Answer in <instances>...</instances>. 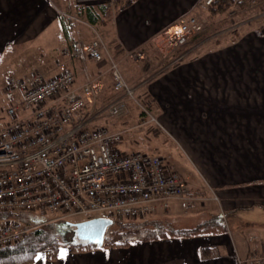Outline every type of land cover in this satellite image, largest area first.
Here are the masks:
<instances>
[{
	"label": "crops",
	"instance_id": "1",
	"mask_svg": "<svg viewBox=\"0 0 264 264\" xmlns=\"http://www.w3.org/2000/svg\"><path fill=\"white\" fill-rule=\"evenodd\" d=\"M203 2L135 0L101 24L104 38L92 25L76 17L75 7L80 5L78 0H0V110L5 102L4 90L8 76L28 80L34 73H40L51 78L56 73V64L63 63L74 74L76 88L89 80L98 79L100 82L99 94L87 102L83 109L86 126L106 127L125 134L126 129H119L108 122L120 118L106 115L105 108L110 102L102 106L106 95L120 97L112 91L110 60L118 63L126 79L125 64L130 59L127 52L137 49L149 52L152 45L150 41L160 31L173 25L180 17L191 15L196 7L204 9V6H200ZM68 18H71L70 22ZM247 37L252 39L242 40L244 44H240L238 50L246 49L248 57H255L249 65L252 68L259 64V71L255 74L250 70L245 72L239 69L225 75L222 72L223 75L202 72L205 80L201 84H206L208 89H199L191 83L194 81L192 76L198 79V75L192 71L198 68V64L204 66L200 62L203 57L178 64H173L172 59L169 68L158 72L143 92L152 99L157 120L179 133L188 129L191 135H195L198 130L200 138L193 142L199 146L197 151L200 157L197 158V153L195 157L184 155L189 161L196 158L210 160V165H203L212 167L211 170H201L192 162L202 180L186 175L185 179H189L186 184L191 195L194 192L200 195L171 200L167 208H157L155 212L159 209V215L166 216L169 213L173 219H177L179 203L193 212L191 209H194V205H198L196 207L201 211L206 202L213 199L227 222L225 225L221 217L224 223L222 231L196 237L135 241L124 248L102 246L83 253H72L68 248L61 247L54 261H48L41 253L32 264H249L251 256L264 252V165L260 163L264 160V153L257 157L251 151H240L233 147L236 151L230 153L232 150L229 149L232 145L263 142L256 137L255 130L264 127V72H261L264 65V27L260 34L253 32ZM97 38L106 41V51L101 61L96 62L90 57L80 60L69 55L73 43L89 44ZM194 48L183 53L181 60ZM229 53L227 56L233 59ZM227 56L223 50L210 53L206 56L209 58L207 63L220 64L225 60L223 57ZM229 57L226 59L230 60ZM120 65L124 66V72ZM246 81L250 83L236 89ZM133 89L135 93L140 91L136 87ZM240 130L248 131L241 135ZM168 134L176 142L178 137ZM182 136L187 139L186 134ZM121 144L126 148V143ZM183 144L187 146L185 142ZM158 156L174 169L177 166L170 158ZM153 215L156 217L155 213ZM214 215L219 214L210 213L206 220ZM230 217L232 222L228 221ZM172 226L176 230L186 229ZM243 228L246 229L245 234ZM233 231L239 233L238 241Z\"/></svg>",
	"mask_w": 264,
	"mask_h": 264
},
{
	"label": "built area",
	"instance_id": "2",
	"mask_svg": "<svg viewBox=\"0 0 264 264\" xmlns=\"http://www.w3.org/2000/svg\"><path fill=\"white\" fill-rule=\"evenodd\" d=\"M78 1L108 4L113 9V0ZM212 1L204 0V4ZM201 31L195 17L187 15L160 31L154 43L160 52L172 54ZM104 51V42L97 38L89 44L73 43L69 55L99 62ZM127 56L142 59L141 52H128ZM181 56L174 58L173 64ZM109 72L112 91L120 97L111 101L105 112L118 118L128 102L135 101L134 89L127 85L118 63L110 60ZM100 90L98 79L76 88L74 74L63 63L56 64L51 78L40 73L28 80L6 78L7 103L2 108L6 121L0 128V213H32L45 221L26 225L0 219V248L20 241L49 221L79 215L143 219L157 208H167L171 200L190 197L184 179L160 156L123 152V131L86 126L83 109ZM150 120L156 122L153 116ZM46 214L56 215L46 218ZM248 261L264 264V252Z\"/></svg>",
	"mask_w": 264,
	"mask_h": 264
},
{
	"label": "rangeland",
	"instance_id": "3",
	"mask_svg": "<svg viewBox=\"0 0 264 264\" xmlns=\"http://www.w3.org/2000/svg\"><path fill=\"white\" fill-rule=\"evenodd\" d=\"M200 6H204V9H200V7H196L190 16L195 17V19L198 21V23L202 26V33L198 35V37L192 39L189 41L191 42L190 45L198 43V49L197 53H195L194 50H192L190 54H187L183 57L181 60V63L184 62H191L193 60H197L198 58L203 57L202 61L204 66L201 64H198V68H194L192 73L198 75L199 82L197 81L195 77L194 81L192 80L191 83L196 84L193 85L195 88H206L208 89L205 84L203 86L201 83L205 80V77L202 72L204 73H217L220 75H223L222 73L227 74L231 72H235L236 70H245V72H248L249 70L255 74V72H258L259 64L253 65L252 68L249 66L250 62L255 60V57H248L246 54V49H241L240 46L242 43V40L246 39L248 41L249 39H252L251 37L248 38L247 36L252 34L253 32L260 33L259 26H263L264 23L262 22V19L264 18V0H245V6L241 9H231L228 10L224 16H220L216 19L208 18V13L205 10V4H200ZM184 17V16H182ZM252 27V28H251ZM93 28L96 29V31L101 35V37L106 38L102 31H104L101 27V25H95ZM82 29V28H80ZM72 35V33H71ZM105 40L103 39V42ZM155 39H152L150 43L152 42L150 51L146 53L144 50H131V54H135L137 52L142 53V59L138 60H125L127 61L125 64V72H126V83L129 87L133 88H139L140 91L135 93L134 91V100H130L128 102L127 106V112L124 113L120 118L109 121L110 124H112L114 127H118L119 129H126V132L124 134V141L123 143H126V148L130 149L132 152L134 151H140V152H146V153H152L157 154L161 156H166L167 158H170V160L177 164V166H174L176 169V173L185 180V183L189 181L185 179L186 175H189L191 177L194 176V179H200L202 178L198 175V173L195 171V167L193 166L192 162L195 164V166H199L201 170H211L210 167H205L203 164L210 165V160H199L197 158L200 157L198 154L197 149L199 148L198 145H196L193 141L196 138H200V134L191 135L188 132V129L184 131V133L177 132L176 129H171L170 126L165 125L163 122L157 120L156 114L154 113V107L152 104V99L149 96L144 95V89L145 86L148 84V82L153 79V77L158 73L162 72L165 69L169 68V63L171 60V54H164L158 50L156 47V44L154 43ZM106 42V41H105ZM104 42V43H105ZM189 43L187 45H189ZM106 44V43H105ZM241 44V45H240ZM240 45V46H239ZM228 47V48H227ZM221 48V49H220ZM231 48V49H229ZM187 49L186 45L179 48L180 51H184ZM228 49V50H227ZM148 51V48H146ZM178 50V51H179ZM225 52V56L229 53L233 56V59L230 58V60H227V57L224 62H220V64H208L206 56L213 52H219L222 51ZM230 50V51H229ZM233 52V53H232ZM144 53V54H143ZM128 54V52H127ZM224 54V53H223ZM218 55H215V57ZM258 57V56H257ZM173 59V58H172ZM258 59V58H257ZM199 62V63H200ZM235 62V63H234ZM173 63V62H172ZM171 63V64H172ZM179 63V62H178ZM177 63V64H178ZM196 63V62H195ZM196 64H193V66ZM121 67V65H120ZM124 68V66H122ZM121 67L122 71L124 72V69ZM262 71L264 72V65H262ZM145 71V72H144ZM222 72V73H220ZM125 75V74H124ZM147 77H150L146 79ZM131 80L133 83H131ZM200 83V84H197ZM244 83L242 86L237 87L236 89L244 88L246 85H248V81L242 82ZM252 86V85H251ZM248 87V86H247ZM143 93V94H142ZM231 99L234 97L230 96ZM117 99L116 96H113L112 94L106 95V98L104 100V104L108 103L110 101H113ZM5 100V99H4ZM3 101V100H2ZM7 102L5 100V105ZM139 107H137L136 105ZM139 109H145L148 112H150V115H144V112L140 114ZM143 114V115H142ZM149 116V117H148ZM150 116H153L156 122H152L150 120ZM0 128L5 123L6 117L3 111L0 110ZM104 118V117H103ZM149 120V121H148ZM143 122H147V124H143ZM149 122V123H148ZM162 124H161V123ZM161 125V126H160ZM261 126V125H260ZM248 130H240V134L242 135L244 132H247ZM169 133L171 135L178 137L176 139V142L172 140L169 137ZM178 133L180 135H178ZM256 137L261 139L262 143H255L254 141L252 143H245L243 146L239 145H232L229 149L232 150L230 153L235 152L236 150L233 147H237L238 150H245V151H251L252 154H255L257 157H261V154L264 153V127H258L255 130ZM182 134H186L187 139L182 136ZM189 134V135H188ZM245 135V134H244ZM231 138V137H230ZM126 139V140H125ZM185 142L187 146L183 144ZM183 144V145H182ZM210 146L208 145V148ZM243 147V148H241ZM126 148L121 145V149L123 152H126ZM233 148V149H232ZM240 148V149H239ZM227 150H225L226 152ZM184 153L188 155L189 157H195L197 154L196 160H187ZM197 153V154H196ZM214 157H216L214 155ZM261 166L264 165V160L260 161ZM213 165V163L211 164ZM187 186V184H186ZM188 188V186H187ZM213 200V199H212ZM206 202L203 209L200 211L197 209L194 205V209H191L193 212H189V210L185 209V205L179 203V213L176 217L177 219H173L172 216L167 213L166 216L159 215V209L154 213H151L150 215H147L146 219H165L169 222H172V225L178 226V227H185V228H193L196 225L201 224L203 221L206 220V218L210 215V213H218L224 220L225 215L221 214L220 211H218L217 203L214 200ZM215 206V207H214ZM217 207V208H216ZM195 213H197V216H195ZM56 214H46V218H53ZM208 215V216H207ZM229 215V214H228ZM36 216V215H35ZM95 215H79V216H73L66 218L70 222H81L84 220H87L89 218L94 217ZM239 216V215H237ZM37 217V216H36ZM124 220V219H123ZM231 221V217L228 220ZM225 222V220H224ZM232 222V221H231ZM227 222H225L226 225ZM242 230V229H239ZM243 234L246 233V229L243 228L242 230ZM250 235V233H247ZM230 236H232L230 234ZM233 236L236 237V240L238 238L239 233L233 231ZM176 237V236H173ZM235 239V238H234ZM238 241V240H237ZM38 255H42L41 253H38Z\"/></svg>",
	"mask_w": 264,
	"mask_h": 264
},
{
	"label": "trees",
	"instance_id": "4",
	"mask_svg": "<svg viewBox=\"0 0 264 264\" xmlns=\"http://www.w3.org/2000/svg\"><path fill=\"white\" fill-rule=\"evenodd\" d=\"M133 1L135 0H113V9L108 4H80L75 7L77 10L76 17L92 26L101 25L109 21L116 11L129 7ZM244 6L245 0H213L209 5H205V10L208 13V18L216 19L224 16L228 10L241 9ZM70 19L68 18L69 22L71 21ZM262 22L264 23V18ZM261 27H264V25L259 26L260 30L262 29ZM260 33L258 31V34ZM198 35L192 39L197 38ZM187 44V49L183 52L178 49L179 51L176 50L172 53L170 55L171 60L182 55L192 47H195L193 50L197 53L198 43L190 45V42L189 45ZM190 53L192 52L187 54ZM139 111L141 114V109ZM199 195L197 192L192 193V195L188 193L190 197H197ZM0 219L16 220L26 225L45 221V218L36 217L35 214L26 212L0 213ZM73 223L68 221V219H60L41 224L31 230L20 241L0 248V264H32L38 253H43L48 261H54L61 247L68 248L72 253H83L96 249V246L80 242L75 238ZM171 223L165 219L145 220V218H128L114 220L113 225L108 227L105 232L103 246L108 248H124L135 241H152L173 236H204L220 233L224 227L222 218L219 215L211 216L210 219L203 221L193 228L176 230Z\"/></svg>",
	"mask_w": 264,
	"mask_h": 264
},
{
	"label": "water",
	"instance_id": "5",
	"mask_svg": "<svg viewBox=\"0 0 264 264\" xmlns=\"http://www.w3.org/2000/svg\"><path fill=\"white\" fill-rule=\"evenodd\" d=\"M114 221L107 217H93L81 222L73 223L75 238L98 248L103 246L104 235Z\"/></svg>",
	"mask_w": 264,
	"mask_h": 264
},
{
	"label": "flooded vegetation",
	"instance_id": "6",
	"mask_svg": "<svg viewBox=\"0 0 264 264\" xmlns=\"http://www.w3.org/2000/svg\"><path fill=\"white\" fill-rule=\"evenodd\" d=\"M200 33H202V31H201ZM200 33H199V34H200Z\"/></svg>",
	"mask_w": 264,
	"mask_h": 264
},
{
	"label": "snow or ice",
	"instance_id": "7",
	"mask_svg": "<svg viewBox=\"0 0 264 264\" xmlns=\"http://www.w3.org/2000/svg\"><path fill=\"white\" fill-rule=\"evenodd\" d=\"M38 259H39V257H38Z\"/></svg>",
	"mask_w": 264,
	"mask_h": 264
}]
</instances>
